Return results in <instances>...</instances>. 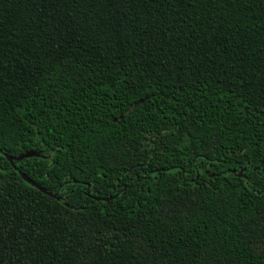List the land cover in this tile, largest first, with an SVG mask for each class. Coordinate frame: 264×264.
<instances>
[{
    "label": "trees",
    "instance_id": "16d2710c",
    "mask_svg": "<svg viewBox=\"0 0 264 264\" xmlns=\"http://www.w3.org/2000/svg\"><path fill=\"white\" fill-rule=\"evenodd\" d=\"M263 158L264 0H0V264H264Z\"/></svg>",
    "mask_w": 264,
    "mask_h": 264
},
{
    "label": "water",
    "instance_id": "95a60500",
    "mask_svg": "<svg viewBox=\"0 0 264 264\" xmlns=\"http://www.w3.org/2000/svg\"><path fill=\"white\" fill-rule=\"evenodd\" d=\"M31 155H34V153L32 151H28V152H25L23 154H20L16 157H12V156H5L6 159L12 164V161L13 160H19L23 157H28V156H31ZM264 159V158H263ZM262 159V160H263ZM21 177L28 183H30L32 186L38 188L40 191L44 192V193H47L48 195H51V196H54L53 194L49 193V192H46L44 189H42L41 187H39L36 183H34L33 181H31L30 179L26 178L23 174H21Z\"/></svg>",
    "mask_w": 264,
    "mask_h": 264
}]
</instances>
